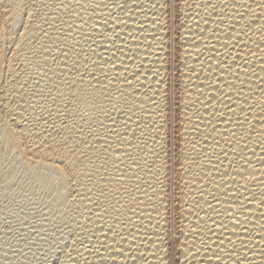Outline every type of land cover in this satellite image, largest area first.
<instances>
[{
    "label": "bare ground",
    "instance_id": "1",
    "mask_svg": "<svg viewBox=\"0 0 264 264\" xmlns=\"http://www.w3.org/2000/svg\"><path fill=\"white\" fill-rule=\"evenodd\" d=\"M0 160L56 264H264V0H0Z\"/></svg>",
    "mask_w": 264,
    "mask_h": 264
},
{
    "label": "rangeland",
    "instance_id": "2",
    "mask_svg": "<svg viewBox=\"0 0 264 264\" xmlns=\"http://www.w3.org/2000/svg\"><path fill=\"white\" fill-rule=\"evenodd\" d=\"M15 179L9 185L0 181V264H56L61 256L54 240L59 224L47 207L50 197L34 189L29 179ZM43 203L50 211L43 210Z\"/></svg>",
    "mask_w": 264,
    "mask_h": 264
}]
</instances>
